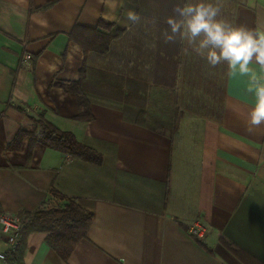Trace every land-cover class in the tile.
<instances>
[{
  "label": "crops",
  "instance_id": "crops-1",
  "mask_svg": "<svg viewBox=\"0 0 264 264\" xmlns=\"http://www.w3.org/2000/svg\"><path fill=\"white\" fill-rule=\"evenodd\" d=\"M211 2L218 18L264 31V0ZM178 3L0 0V212L71 201L92 213L67 258L45 232H28L22 264H264V125L248 131L249 77L182 55L179 39L164 42ZM129 9L139 23L126 21ZM103 34L114 36L109 46ZM222 67L217 118L197 105L213 103ZM164 89L179 97L171 132L139 121ZM39 113L100 161L30 144L28 135L15 147ZM194 220L210 229L205 239L189 234Z\"/></svg>",
  "mask_w": 264,
  "mask_h": 264
},
{
  "label": "clouds",
  "instance_id": "clouds-1",
  "mask_svg": "<svg viewBox=\"0 0 264 264\" xmlns=\"http://www.w3.org/2000/svg\"><path fill=\"white\" fill-rule=\"evenodd\" d=\"M114 7V5H112ZM221 9L211 0H182L165 20L162 32L165 43L186 42L182 55L195 53L215 68L227 64L230 77H249L247 91L253 96L248 113V131L264 125V76L257 75L250 65L264 72V31L233 25L220 17ZM127 22L137 24L140 15L132 9L125 13ZM191 48V52L189 51Z\"/></svg>",
  "mask_w": 264,
  "mask_h": 264
},
{
  "label": "trees",
  "instance_id": "trees-1",
  "mask_svg": "<svg viewBox=\"0 0 264 264\" xmlns=\"http://www.w3.org/2000/svg\"><path fill=\"white\" fill-rule=\"evenodd\" d=\"M129 1L136 3V0ZM101 24L103 23L101 22ZM100 37L101 41L106 39V43H108L109 46L114 36L112 34H103ZM217 90L219 92V88H216V91ZM161 91V94H155L156 103L151 101V105L155 104V107L160 109V111L165 110L169 112L168 114L171 115V120H164L161 116H157V112L154 110H147L140 117L139 121L154 129L171 132L179 111L177 103L179 97L174 91L167 89ZM214 100L213 98V101ZM197 107L199 110L203 112L206 111L211 115H215L217 118L220 116L221 103L217 100L215 103L205 101L197 105ZM33 121L36 128L35 131L28 134H19L13 143L15 147L24 135H28L30 144L40 141L46 147L69 153L76 158H81L90 162L100 161V154L93 148L78 141L72 132L64 131L56 127L49 122L42 113H39ZM19 217L23 222L21 242L16 250L7 253L6 260L8 264H22L21 258L25 236L28 232L32 231L45 232L47 242L63 258H67L74 250L79 240L86 235L87 227L92 220V213L80 208L76 203L68 201L61 206L34 212L26 211L19 214Z\"/></svg>",
  "mask_w": 264,
  "mask_h": 264
},
{
  "label": "built area",
  "instance_id": "built-area-1",
  "mask_svg": "<svg viewBox=\"0 0 264 264\" xmlns=\"http://www.w3.org/2000/svg\"><path fill=\"white\" fill-rule=\"evenodd\" d=\"M25 59H30V54H25ZM23 222L17 214L0 212V239L7 245V252L0 251V258L5 260L7 253L16 250L21 242V230ZM190 235L199 240L205 239L210 234V229L200 222L194 220L187 224Z\"/></svg>",
  "mask_w": 264,
  "mask_h": 264
},
{
  "label": "rangeland",
  "instance_id": "rangeland-1",
  "mask_svg": "<svg viewBox=\"0 0 264 264\" xmlns=\"http://www.w3.org/2000/svg\"><path fill=\"white\" fill-rule=\"evenodd\" d=\"M223 68L224 67H222V69L220 70V72H219V77L216 79V83H215V86H216V88H219V92H218V90L216 91V89L214 90V89H212L211 90V93H213V95H212V98H211V101L213 102V103H215L214 101H213V98L215 99V100H217V101H220V96L221 95H223V90H222V88H223V78H224V72H223ZM154 106V104H152L151 106H150V111L151 110H153V107ZM177 109V108H176ZM157 111V110H156Z\"/></svg>",
  "mask_w": 264,
  "mask_h": 264
}]
</instances>
